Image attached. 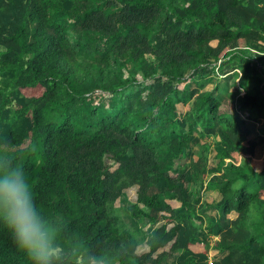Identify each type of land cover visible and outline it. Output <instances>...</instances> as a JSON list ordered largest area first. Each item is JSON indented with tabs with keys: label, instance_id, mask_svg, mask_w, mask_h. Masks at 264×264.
I'll return each instance as SVG.
<instances>
[{
	"label": "trees",
	"instance_id": "1",
	"mask_svg": "<svg viewBox=\"0 0 264 264\" xmlns=\"http://www.w3.org/2000/svg\"><path fill=\"white\" fill-rule=\"evenodd\" d=\"M259 140L264 0H0V173H26L50 264H264ZM0 264H36L2 204Z\"/></svg>",
	"mask_w": 264,
	"mask_h": 264
},
{
	"label": "clouds",
	"instance_id": "2",
	"mask_svg": "<svg viewBox=\"0 0 264 264\" xmlns=\"http://www.w3.org/2000/svg\"><path fill=\"white\" fill-rule=\"evenodd\" d=\"M25 176L26 173L20 170L0 173L3 219L6 227L12 231L17 245L36 264H50L57 251L36 211L38 205Z\"/></svg>",
	"mask_w": 264,
	"mask_h": 264
},
{
	"label": "rangeland",
	"instance_id": "3",
	"mask_svg": "<svg viewBox=\"0 0 264 264\" xmlns=\"http://www.w3.org/2000/svg\"><path fill=\"white\" fill-rule=\"evenodd\" d=\"M219 82L221 85V88H224L226 85H231L233 87L238 86V74L229 73L227 75H223L222 77L213 75L211 80V86L216 84V82ZM188 87H191L193 85V82L190 81L187 83ZM211 86H207L206 88H209ZM244 116H246L248 113L242 111ZM250 137H254L259 139L260 133L258 130H253L250 133ZM196 153L201 151L200 146L195 147ZM250 157L254 159H261L264 157V143L259 140V143L256 147L255 153L253 155H249ZM213 200L215 201L218 197L217 195L212 194ZM211 198V197H210ZM135 199V188H129L126 190V193H124L121 198L120 202L118 201L119 206V212L124 217V219L134 228L136 233L142 237L146 238L150 234L153 233L155 227L161 223V221L155 222L153 224H149L148 218L143 215L134 216L131 214V202ZM201 212L204 213V216L206 219H215L218 216V211L214 206H206L203 209H201ZM234 214V213H233ZM212 239H215V236H211ZM96 264H103V263H96Z\"/></svg>",
	"mask_w": 264,
	"mask_h": 264
},
{
	"label": "crops",
	"instance_id": "4",
	"mask_svg": "<svg viewBox=\"0 0 264 264\" xmlns=\"http://www.w3.org/2000/svg\"><path fill=\"white\" fill-rule=\"evenodd\" d=\"M193 82V81H192ZM193 85H195L194 84V82H193ZM232 88H233V86H232ZM259 132V131H258ZM257 139V138H256ZM220 196H221V194H218L217 195V199L214 201V202H216L219 198H220ZM216 210L218 211V215H219V209L218 208H216ZM234 213V214H233ZM237 215V212L235 211V210H233L232 212H231V217H235ZM218 217V216H217ZM216 219V218H215ZM215 238H218V236H215ZM171 259H173V258H171Z\"/></svg>",
	"mask_w": 264,
	"mask_h": 264
},
{
	"label": "built area",
	"instance_id": "5",
	"mask_svg": "<svg viewBox=\"0 0 264 264\" xmlns=\"http://www.w3.org/2000/svg\"><path fill=\"white\" fill-rule=\"evenodd\" d=\"M242 115L244 116V114L242 113Z\"/></svg>",
	"mask_w": 264,
	"mask_h": 264
}]
</instances>
